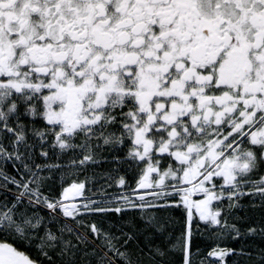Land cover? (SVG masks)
<instances>
[{
    "label": "snow or ice",
    "instance_id": "obj_1",
    "mask_svg": "<svg viewBox=\"0 0 264 264\" xmlns=\"http://www.w3.org/2000/svg\"><path fill=\"white\" fill-rule=\"evenodd\" d=\"M0 264H264V0H0Z\"/></svg>",
    "mask_w": 264,
    "mask_h": 264
}]
</instances>
